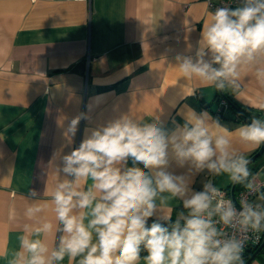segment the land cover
Wrapping results in <instances>:
<instances>
[{
  "label": "clouds",
  "instance_id": "9594fccd",
  "mask_svg": "<svg viewBox=\"0 0 264 264\" xmlns=\"http://www.w3.org/2000/svg\"><path fill=\"white\" fill-rule=\"evenodd\" d=\"M200 37L194 55L176 56V67L187 82L230 90L236 98L249 74L264 86V0H238L236 7L215 8ZM259 108L264 111V103ZM81 119L88 117L81 113L68 124L64 135L69 143ZM184 120L169 130L158 115L145 120L130 113L86 128L79 147L62 156L54 153L53 161L59 158L62 163L52 169L54 180L46 191L50 198L28 203L23 217L29 222L23 224L19 246L0 254V260L245 264L250 234L264 232V205L250 202L247 195L260 192L264 183L233 141L260 148L264 119L252 116L234 131L206 111L188 109ZM173 164L186 172L174 174ZM200 173L226 174L234 185H242L247 194L239 199V210L211 179L195 190L194 177ZM37 195L29 192L30 197ZM173 201L182 205L174 221ZM16 218V210L10 209L9 219ZM150 218L155 219L148 226Z\"/></svg>",
  "mask_w": 264,
  "mask_h": 264
},
{
  "label": "crops",
  "instance_id": "0c3cea01",
  "mask_svg": "<svg viewBox=\"0 0 264 264\" xmlns=\"http://www.w3.org/2000/svg\"><path fill=\"white\" fill-rule=\"evenodd\" d=\"M212 11L205 0H0V254L18 248L28 203L50 198L52 169L62 163L53 161L54 153L79 147L86 128L131 113L145 120L158 115L171 130L185 123L188 109L208 112L230 131L250 123L236 110L226 119L205 107L198 93L207 85L187 82L176 67L178 54L194 55ZM241 84L239 98L224 93L264 119V86L251 74ZM81 113L88 119H81L69 143L65 130ZM233 143L247 158L258 150ZM249 168L264 179V153ZM170 170L180 175L187 169L173 164ZM205 179L218 188L232 185L226 174L200 173L192 187L202 190ZM33 190L36 197L29 196ZM252 200L264 203V189ZM170 206L174 220L182 205ZM254 252L247 250L246 259ZM262 263L264 250L249 264Z\"/></svg>",
  "mask_w": 264,
  "mask_h": 264
},
{
  "label": "water",
  "instance_id": "95a60500",
  "mask_svg": "<svg viewBox=\"0 0 264 264\" xmlns=\"http://www.w3.org/2000/svg\"><path fill=\"white\" fill-rule=\"evenodd\" d=\"M198 96L200 100L203 102L204 106L207 108H210V110L213 112H217V109L221 105L222 100H226L224 92L215 90L211 88L210 86L201 88L198 93ZM233 110H236L238 112L237 108L233 104L231 103L228 104L227 102V106L222 108L221 114L226 119H234L235 115L233 114ZM250 115L255 116L254 114H250ZM246 119L248 122H250V117H246ZM262 152H264V145L258 148V150L254 154L248 157V159H250L252 162L257 157H259L262 154ZM235 187H236V184L234 185L232 183L230 187L231 198L234 204L236 206H239L237 199H236ZM248 250H250V248ZM262 250H264V241H262V243L256 248L255 252L249 258L245 260V264H249L256 257L257 254L262 252Z\"/></svg>",
  "mask_w": 264,
  "mask_h": 264
},
{
  "label": "built area",
  "instance_id": "2783aa9c",
  "mask_svg": "<svg viewBox=\"0 0 264 264\" xmlns=\"http://www.w3.org/2000/svg\"><path fill=\"white\" fill-rule=\"evenodd\" d=\"M205 1L208 4V6L212 7L214 10H215V8L222 7V6L236 7L237 3H238V0H220L219 3H217V4L213 3L211 0H205ZM225 106H227V101L226 100H222L221 105L217 109V113H221L222 112V108L225 107ZM260 182L264 183V179L260 180ZM219 189L226 194L227 198H231L230 188H228V189L219 188ZM246 194H247V192H246L245 188L241 189L238 193H236V199H237L238 204H239V199L241 198V196L246 195ZM255 194L247 195V198L249 199L250 202L256 203V202H254L252 200V197ZM259 204L264 205V203H259ZM237 208L239 210L240 206H237ZM226 231L231 233L230 229H226ZM262 241H264V232H261L259 234H256V233L250 234V239L246 243L245 251H244V254H243L244 255V260H246V251H247V249H249V248H257L262 243ZM262 264H264V263H262Z\"/></svg>",
  "mask_w": 264,
  "mask_h": 264
},
{
  "label": "trees",
  "instance_id": "16d2710c",
  "mask_svg": "<svg viewBox=\"0 0 264 264\" xmlns=\"http://www.w3.org/2000/svg\"><path fill=\"white\" fill-rule=\"evenodd\" d=\"M224 95H225V98H226V100L228 101V104L229 103H231V104H233L236 108H237V110H238V112L240 113H238L243 119H245V120H247L246 119V117H250V119H251V115L250 114H256V113H254V112H252V111H250V108H246V107H243V106H240V105H238V104H236L235 102H233V100L231 99V97H229L228 95H226L225 93H224ZM218 114H220V115H222L221 113H218ZM256 116V115H255ZM257 151V150H256ZM256 151H254L252 154H254ZM262 153H264V152H262ZM251 154V155H252ZM250 155V156H251ZM257 159V158H256ZM255 159V160H256ZM254 160V161H255ZM253 162V161H252ZM251 162V163H252ZM238 188V184L236 185V187H235V190ZM173 219V218H172ZM175 220V219H174ZM173 220V221H174ZM256 250V248H250V250ZM248 250V249H247ZM142 255H144V253H142ZM246 256H247V254H246Z\"/></svg>",
  "mask_w": 264,
  "mask_h": 264
},
{
  "label": "bare ground",
  "instance_id": "6f19581e",
  "mask_svg": "<svg viewBox=\"0 0 264 264\" xmlns=\"http://www.w3.org/2000/svg\"><path fill=\"white\" fill-rule=\"evenodd\" d=\"M228 102V101H227Z\"/></svg>",
  "mask_w": 264,
  "mask_h": 264
}]
</instances>
